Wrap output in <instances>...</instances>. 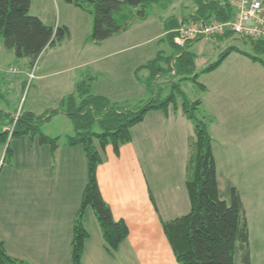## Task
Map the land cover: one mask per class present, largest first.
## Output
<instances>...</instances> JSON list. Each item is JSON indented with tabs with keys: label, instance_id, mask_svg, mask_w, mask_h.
I'll return each instance as SVG.
<instances>
[{
	"label": "crops",
	"instance_id": "0c3cea01",
	"mask_svg": "<svg viewBox=\"0 0 264 264\" xmlns=\"http://www.w3.org/2000/svg\"><path fill=\"white\" fill-rule=\"evenodd\" d=\"M59 2L73 6L66 0ZM32 3L33 0L30 11ZM191 4L187 11L180 8L175 15L166 19L175 17L180 20L191 17L196 11L193 0ZM84 14V11L74 7L72 15L59 22L61 27L69 31V38L58 45L59 49H62L64 43H72L76 30L83 26ZM33 15L51 27V23ZM166 19L160 20L162 32L154 37L157 44L164 43L166 47L153 52L148 57L150 59H144L145 56L139 52L138 43L129 42V30L98 45L92 44L88 39L85 42L81 39L83 45L74 55L75 62L80 61L76 67H70L73 62L67 58L61 65L55 64L56 57L47 58V49L38 61L34 73L32 82H35V85L28 112L41 116L57 109L60 102L74 92L76 84L87 78L92 79V94L105 97L118 106L125 107L151 99L153 95L147 85L149 73L147 70L139 71V68L154 60L159 53L163 58L161 66L175 54V50L164 40ZM87 27L86 19V29ZM230 40L237 39L230 36L190 44L187 50L194 55L195 67L197 68L199 63L208 64L205 54L207 49L216 45L225 46ZM2 47L1 41V100L9 92L23 90L24 84H27L28 72L22 71L18 76H9L8 69L15 67L10 64L13 54L6 52L2 55ZM235 49L237 51L232 52L216 71L206 74L221 71L230 57L238 55L241 59L237 62L238 69L226 76L235 77L238 74L235 88L225 87L224 81L220 82L217 88L201 82L205 90L199 89V101L201 107H204L202 118L207 123L211 137L221 198L228 203L230 189H236L242 203V217L247 225L249 249L253 218L245 207L243 191L234 184L228 170L264 167V69L242 55L239 49ZM50 60H53L52 64H49ZM76 70L80 71L79 81L73 77L56 80ZM168 78L171 79V76ZM168 78L163 80L164 83L170 82ZM161 80L157 79L158 82ZM175 81L177 80L172 83ZM235 90L238 93H235ZM165 96L168 95L163 92V97ZM37 103L52 107H45L37 114ZM242 113H245L246 117L242 116ZM150 114L154 115L153 117L163 116L166 121L172 114L169 124L171 132H183V119L186 118L180 110L170 109L167 114ZM243 119L246 121L245 126L235 127L234 122ZM69 121L65 115L58 114L40 127L45 136L59 139L58 148L54 152L49 146L39 145L37 139L24 137L9 142L10 163L8 167L3 165L0 169V242L3 243L7 255L15 260L12 264H73V224L87 183V162L80 147L66 146V138L74 134L72 123ZM143 124L144 122L133 128L132 141L122 145L118 154H115L110 146L105 148L103 161L97 167L96 173L102 199L110 208L113 219L123 221L127 225L129 234L117 252L109 255L96 217L93 211L87 210L84 227L89 236L84 244L81 264H178L164 233L163 224L190 212L185 183L195 132L193 129V137H189L185 143V154H181V180H178L177 185L166 188L163 182L159 181L155 171L157 166L154 163L158 162L149 151L151 140L144 137V131L138 133L136 130ZM170 157L172 161L173 158L180 160L179 155ZM158 164V167H164L163 163ZM147 169L150 170L152 179H149ZM228 177L231 178L230 181ZM180 211L182 213H179ZM258 222L259 226H262L261 235L264 236V206L262 217L260 212L258 214ZM260 241L256 247L263 250L264 242ZM249 256L251 262L250 250Z\"/></svg>",
	"mask_w": 264,
	"mask_h": 264
},
{
	"label": "trees",
	"instance_id": "16d2710c",
	"mask_svg": "<svg viewBox=\"0 0 264 264\" xmlns=\"http://www.w3.org/2000/svg\"><path fill=\"white\" fill-rule=\"evenodd\" d=\"M66 1L92 17L89 39L92 44L98 45L127 32L135 17L146 18L147 10L161 0ZM193 6L195 13L183 20L225 22L234 16L233 8L225 0H193ZM30 7L31 0H0L2 46L16 60L25 61L27 71L34 69L47 49L54 48L69 38L67 28L50 27L38 17L30 16ZM132 8L138 9L136 14ZM177 26L178 20L175 17L164 20V40L175 50V54L164 61L166 68L161 67L163 58L160 53L154 60L139 68V71L147 70L149 73L147 85L153 96L148 101L141 102L134 108L112 104L105 97L92 94V79L87 78L76 84L74 92L64 98L57 109L41 116L24 112L20 113L16 121L11 120L14 127L10 140L24 137L37 139L39 145L49 146L53 152L58 148L59 139H52L41 133V125L58 114L65 115L72 123L74 134L66 138V146L80 147L87 162V183L73 224V264H81L84 244L89 236L84 227L87 210L93 211L96 217L109 255L117 252L129 234L123 221L113 219L98 187L97 167L103 161L105 148L110 146L118 154L122 145L132 141L133 128L143 123L148 114H167L170 109L180 110L193 124L195 132L185 183L190 212L163 224L164 233L178 264H236L237 253L241 254L239 264H251L249 236L242 217L241 199L236 189L231 188L229 202L222 200L207 123L203 118H198L201 102L189 101L179 84L191 81L203 90V86L198 83L199 76L216 71L237 50L228 49L216 62L197 74L194 55L187 50L189 45L185 49H179L173 43V31ZM251 45L253 54L240 53L264 69V44L251 42ZM166 75H172V86L168 96L163 97V90L157 79L165 80ZM174 80L177 81L172 83ZM1 97L0 84V99ZM0 125L5 127L1 122ZM8 138L7 131H0V146L6 145V160L10 159L11 154ZM12 263L15 260L7 255L0 242V264Z\"/></svg>",
	"mask_w": 264,
	"mask_h": 264
},
{
	"label": "rangeland",
	"instance_id": "374dc122",
	"mask_svg": "<svg viewBox=\"0 0 264 264\" xmlns=\"http://www.w3.org/2000/svg\"><path fill=\"white\" fill-rule=\"evenodd\" d=\"M120 1V0H119ZM122 1V0H121ZM171 5V6H170ZM191 4V0H161L156 5H153L151 8H149L146 12V18H137L135 17L132 21L131 28L129 29L128 33V40L129 42H135L138 43L139 46V52L142 54V56H145L144 59H150L148 58L149 55H151L153 52L161 51L163 48L166 47L164 43L157 44L154 37H157L160 32H162V26L160 24L161 19H166L169 16L175 15L181 8L183 11H187ZM74 10L73 6H70L66 3L63 5L59 2V0H33L32 3V9L29 12L30 16H34L33 14L41 17L42 19H45L51 27H61L62 24H59L63 20V18H69L72 15V12ZM132 11L136 14L138 9L132 8ZM132 13V12H131ZM88 13H85L83 26L76 30L72 43H64L62 49H59L60 47L57 46L54 48V50L48 49L46 52L47 58H53L55 59V64L61 65L62 61L67 58L68 61L73 62L69 66L70 67H76V65L79 64V62H75V53H77L80 49V46L83 45V42L81 39H84V42L86 39L90 40V33H91V25H92V17L88 16ZM86 19L88 22V27L86 29ZM91 19V21H90ZM51 21V22H50ZM237 40H230L225 46H219L216 45L214 48L207 49L206 51V57L209 61L208 64L203 65V63H199V65L196 68V73L200 74L206 67L217 61L218 57L227 51L230 48H237L242 53L246 54H253V49L251 42L248 40H242L237 37H235ZM154 39V40H153ZM67 42V41H66ZM1 44V40H0ZM62 50V51H61ZM7 50H5L2 47V55L5 54ZM141 56V58H142ZM46 58V57H45ZM141 58H139L141 60ZM240 58L238 55H233L230 57V59L227 61L225 66L221 69V71L216 72L215 74L211 75H202L199 76V83L201 85L202 83H205L207 85H210V87L217 88V85L224 81L225 87L228 86V88H235L236 85V79L237 75L235 77L228 76L226 77L229 72H235V70L238 69L237 62H240ZM52 64L53 60H50ZM10 64L14 65L17 69L22 71L25 70V61L22 60H16L14 57L10 60ZM8 65V63H7ZM38 63L34 67V73L37 68ZM161 67L166 68V64H162ZM231 70V71H230ZM80 71L76 70L73 73H69L67 75H63L61 77H58L56 80H63L69 77H73L76 79V81H79L80 78ZM20 73V74H21ZM9 76L15 77L18 75H10ZM169 75H166L168 78ZM172 76V75H171ZM230 78V79H229ZM170 79V78H168ZM80 82V81H79ZM163 82V83H162ZM176 82V81H175ZM32 83V84H31ZM160 85V88L163 90L164 93H167V95L170 93L172 84L169 82L164 83L163 80L160 82H157ZM28 84V83H27ZM166 84V85H165ZM180 84V89L184 93L185 97L193 102L201 99V96L199 94V87L191 82V81H182ZM35 85V82H30V85L26 86L23 90H20L19 92H9L5 95V97L0 99V120L1 123L7 126L4 128V126L0 125V131H5L6 129L9 130L13 125L11 123V120H16L20 113L28 112L30 107V100L32 98V92H33V86ZM204 88V87H203ZM201 90V89H200ZM205 88L202 90L204 91ZM152 92V91H151ZM235 93H238L235 90ZM153 95V92H152ZM147 101V100H145ZM144 101V102H145ZM201 101V100H200ZM179 105L181 104L180 101L178 102ZM207 103V100H206ZM138 104H132L128 105V107H135ZM45 107H52V106H43L41 104H36L37 109L35 113L40 114ZM127 107V106H125ZM204 107H200L198 118H202ZM161 114V113H160ZM246 117L245 113H242V116ZM148 115L144 121V124L139 127L137 132L144 131L143 135L144 137H147V139L151 140L149 146L150 153L153 154L154 159L158 163H163L164 167L159 166L158 163H154L157 168H155V171L157 172V177L159 181L163 182L164 186L166 188L171 187L173 185H177L178 180H181V166L183 165V162L181 161V154H185V143L187 142V139L189 137H193V124L183 119V123L185 125L183 132L181 131L179 134H173L171 132V129L169 128V124L172 121V114L170 115V118L166 121L163 116L157 115V117H153ZM240 115L241 118H244ZM153 119H155L153 121ZM246 119V118H244ZM236 121L234 122L235 127L237 128H243L246 124V121ZM70 120V119H69ZM70 122V121H69ZM135 134V130L133 132ZM72 135V134H71ZM11 141V140H10ZM9 143V141L7 142ZM6 147L0 146V151ZM170 155H179L180 160L178 161V158H173L174 161L171 160ZM178 161V162H177ZM9 161L6 160V153H5V162L3 167H8ZM1 169V168H0ZM147 175L149 179H152L150 170L147 169ZM230 173V177L232 176V181L234 184L238 187V189L242 192L243 191V200L245 203V207L249 212L250 217L253 218L251 223V239H250V246L249 250L251 253L252 264H264V249H258L256 247L257 244H259L262 240L264 242V236L261 235V229L262 226L258 222V214L260 212L262 217V211L264 206V167L260 169H249V170H228ZM230 177H228V181H230ZM181 207V205H180ZM179 207V208H180ZM179 213H182L180 211ZM263 236V238H262ZM240 253H237L236 255V264L240 263Z\"/></svg>",
	"mask_w": 264,
	"mask_h": 264
},
{
	"label": "built area",
	"instance_id": "2783aa9c",
	"mask_svg": "<svg viewBox=\"0 0 264 264\" xmlns=\"http://www.w3.org/2000/svg\"><path fill=\"white\" fill-rule=\"evenodd\" d=\"M233 8L234 16L225 22H193L191 20H178V26L173 31V43L179 49H185L188 45L201 41H214L225 35H231L253 43L264 44V0H225ZM10 75H19L21 72L16 67L9 68ZM27 86L34 79V70L26 74ZM9 130L8 141L13 132ZM7 141V142H8ZM8 145V144H7ZM6 147L0 151V168L5 162Z\"/></svg>",
	"mask_w": 264,
	"mask_h": 264
}]
</instances>
